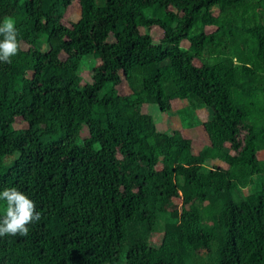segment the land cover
<instances>
[{
    "label": "trees",
    "instance_id": "obj_1",
    "mask_svg": "<svg viewBox=\"0 0 264 264\" xmlns=\"http://www.w3.org/2000/svg\"><path fill=\"white\" fill-rule=\"evenodd\" d=\"M73 1L0 0L20 30L0 62V188L42 214L0 237V264H264V0H78L69 27ZM175 99L209 110L197 150L142 114Z\"/></svg>",
    "mask_w": 264,
    "mask_h": 264
},
{
    "label": "rangeland",
    "instance_id": "obj_2",
    "mask_svg": "<svg viewBox=\"0 0 264 264\" xmlns=\"http://www.w3.org/2000/svg\"><path fill=\"white\" fill-rule=\"evenodd\" d=\"M80 13V6L78 3V0H74L73 3L66 9L65 14L62 18V23L66 26H72L73 23L78 19ZM216 14V9H213L209 14L211 18L213 17V14ZM210 16H206L204 21L206 23V30L208 32H211L213 30V26H210L211 18ZM161 30L158 28H155L152 30V34L155 39H158L161 37ZM183 45H187L186 41H183ZM83 69L80 72V75L82 76V82H85L90 77V68L93 65H96L99 62V59H93L92 56H88L83 59ZM195 63L198 64V61L195 60ZM118 90L120 93H127L130 91L128 84L124 81L120 85H118ZM183 109L184 112H183ZM208 109L206 107H200V108H190L189 103L185 102L183 104L180 103L179 100L175 99L172 102V109L170 112L165 111L162 112L158 109V107L155 104H143L142 106V114H145L147 116H150L153 120V123L155 127L158 130H164V131H180L179 133L183 134V136L189 137L192 139L193 148L194 150L199 149L203 145L207 143V137L204 131L201 128V122L205 121L208 117ZM188 120L189 122L194 123L193 126L188 127L186 126L185 120ZM22 125V122L20 119L17 120L16 126ZM24 125V124H23ZM258 156L260 158H264V150H260L258 152ZM213 165H221L226 166V164L223 161L220 160H210L206 163V167H211ZM252 186H246L241 188L240 194L246 195L249 192H251ZM172 200L175 203H178L180 201L179 197L176 196V194L172 193ZM162 230L158 229L150 234L149 237V243L153 246H158L161 242L162 238Z\"/></svg>",
    "mask_w": 264,
    "mask_h": 264
},
{
    "label": "clouds",
    "instance_id": "obj_3",
    "mask_svg": "<svg viewBox=\"0 0 264 264\" xmlns=\"http://www.w3.org/2000/svg\"><path fill=\"white\" fill-rule=\"evenodd\" d=\"M20 30L12 17L0 18V62L11 63L19 51ZM0 237L27 236L30 225L41 220L36 201L16 185L0 188Z\"/></svg>",
    "mask_w": 264,
    "mask_h": 264
}]
</instances>
